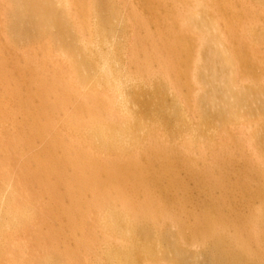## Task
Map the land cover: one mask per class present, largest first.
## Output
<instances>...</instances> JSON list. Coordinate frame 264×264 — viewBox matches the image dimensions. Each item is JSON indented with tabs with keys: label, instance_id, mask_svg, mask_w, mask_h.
<instances>
[{
	"label": "rangeland",
	"instance_id": "374dc122",
	"mask_svg": "<svg viewBox=\"0 0 264 264\" xmlns=\"http://www.w3.org/2000/svg\"><path fill=\"white\" fill-rule=\"evenodd\" d=\"M6 1L7 0H0V202H2V209L0 211L3 213V209L5 208L4 204L6 201L4 198L7 199L6 196H8L10 190L13 189L15 191L16 197L15 201L12 202L16 204L17 202L21 203L14 206L30 208L29 205H35L37 209L35 207L33 208L37 212V215L31 224H28L27 226H20L15 233L8 231L6 234H4L3 252L2 258L0 259V264H46L49 257H52V262H54V264H112L111 261H107L102 258L103 250L106 247L105 243H109L112 246H121L129 243V241L127 242L124 240L119 233H112L103 229L102 224L104 222V214L102 213H104L108 200L112 201V199L116 197L114 198L115 201H113L116 203L121 195L124 196V193L120 192L119 194V192L115 190L117 189L121 191L123 184H115V187L110 189L111 183L108 184L107 180L105 179L107 183H104L102 188L108 184V187L105 188L107 190L106 191L105 189H101V185L99 186L100 188H98L97 185H99V183H95L97 188H93L89 185L91 183L94 184L95 181H88L85 183L86 179L92 180L93 178L96 180L93 177V171V176L91 175L92 168L90 167L91 170L89 169V165L86 164V161L90 162L91 159L95 161L97 159L110 160L112 158H114L113 162L117 161L115 157L116 155L113 154L112 158H109L108 156L110 154H107L102 149L95 147L93 140H91L90 136L87 135V129L92 119L99 116L100 114H103L104 111V115H102L104 118L101 117V119L100 115L97 117V119L100 118L101 120H105L108 118L113 121L117 120L118 122L124 120L128 113H132L134 111L130 110V112L126 113L122 109L119 110V106L116 102L117 97L120 95L119 90L116 87H113L111 84V86H109V83L107 84L101 80L100 76H96L93 79L88 80L85 83L87 85L83 86L81 83L75 82L76 77L74 76H76V71L72 66L73 64L71 63L70 58L66 56L63 51H61V48L55 46L51 42L48 43L49 40L47 38L34 41V43L31 42L32 44L26 43V46L24 45L25 43H23L24 46H19L20 43L16 44V42H13L11 38L9 39L10 35H8L6 30V15L8 11V1L7 3ZM72 1H74L72 2L73 19L74 17L76 19L72 23L77 24H74V27L76 26V28H78V33L74 31V35L79 34L81 37L79 38L78 36L79 43L77 45L80 47L81 45L79 44L82 43L81 40L84 42L96 41L92 34L95 18H93V14L88 11L90 6L88 4L89 0H86L87 5H85V17L80 16V13H78L77 7L79 5L76 4V0ZM213 1H216V9L211 12L213 14L212 17L217 20H215V22H217L221 27V33L224 34V37L227 38L226 36H228L225 42H229L227 43L229 50L233 49L230 51L233 53L237 52L238 57L242 56L245 58H251L253 60L252 64L254 63V66H252L250 69H242V64L240 62L238 63L237 69L239 67L241 68L237 71L239 73H235L234 83H239L235 85L240 88L245 87L247 84H249V82H253V84L257 86L264 87V37L260 38L264 32V3L260 2L259 0H228L227 2L234 8L230 11V9L221 8V5L225 4L226 2L222 3V0ZM196 2L197 0H110L108 2V6L110 8L114 7V9L117 10V14L111 18V21L117 25L115 31H117L116 36L118 41L122 43L123 65L128 67H126V72L129 71L130 67L131 73L136 74L134 73L137 71L135 62L138 60V65L141 66L142 64L140 71L144 76L143 80H150L148 77L151 75V71L149 70H152L153 74L157 73L158 75L165 71L168 72V74L165 72L162 74H166L169 79L168 81L171 80L172 82H170L175 84L174 87L176 86V92H174V95L171 93L167 94V96L164 98L165 100L161 99L162 96L160 93L162 92L158 91L155 93V91H153L154 89H149L148 86L144 91L145 94L147 93L146 95L144 94L146 105L144 103V105L142 103L141 105L137 103L138 105L136 104L137 106L135 107L134 104H132L133 109L139 112V119L141 117L143 118H141V122L145 123V125L148 127L150 126L149 131L154 130L152 134L145 133L142 144L147 146L148 144L158 143L162 146V148H166L165 151L168 157H174L175 159L178 158L177 156H179L182 159H185V161L190 165L193 164L194 166L191 165L193 166L192 168H198L196 171H194L195 169L191 170V168L189 170H185V168L179 167L180 165L178 164L179 168H177L176 175L177 178L181 179V181L178 179L179 184L177 188L167 189L164 184L165 181L162 180L158 181L156 183L157 185L152 183L153 189L148 191L154 192V194H156V196H154V202L156 204L154 205L153 209H155V207L157 209V211L152 210V213L155 214L153 219L156 222V216L158 218L160 214V211L158 210L167 204V206H169L168 211L166 212L167 218H174L175 215L178 216L181 213V218H186L183 220L184 222L191 220L192 218L193 219L191 220V223L196 222L198 221V217L196 216L200 215V212L205 213L207 209L208 211L211 209L208 204H210V198L215 197L214 199L222 201L216 206L215 213L213 211L214 209H211L212 214L214 213L213 216L215 215V218L217 219L218 217H223L227 222L230 223L233 221L234 223H239L238 226L236 225L237 230L239 229L240 232L243 230L241 232L243 233L241 236H245L241 238H244V241L246 239L249 240V237L253 238L252 242L250 241V246L249 244L245 246L246 252H249L248 249H250V251H254L256 262L264 264V252L262 253L263 255L260 253L261 251H264V238H261L263 237L264 229L262 227V223L259 222L260 218L258 219L257 217L259 216L262 202L258 198H254L252 196V193L255 192L258 187L263 189L262 184L264 185V180L261 181L264 179V140H260L258 138V131H264V110L261 108L259 103L253 102L256 106H253L252 109L249 108V105H244V107L237 106L235 109L231 110V114L228 116L229 118L224 120L219 118L220 115H215L216 113L213 108H210V106L202 107L201 103L198 101L199 99L197 100L199 94L198 90L200 87H198L199 82L197 78L194 77L193 65L195 64L197 52L200 48V39L202 38L201 36L203 35V30H200V28H198L196 25L191 23L190 25L187 22L190 9H194L193 6ZM194 7H197V4ZM201 7L205 9L204 6ZM233 11H235V13ZM183 22L186 23L182 25ZM232 35L235 38L231 37ZM174 37L175 39L179 38V43H182V47H190L189 54H191V57L189 58L190 63L188 69L190 76L187 78L186 76L180 78L178 76L179 73H176L179 70L178 56H173V53L169 50L171 44L175 41ZM43 40L44 42H42ZM27 44L30 46H27ZM152 53L154 54V59L152 58ZM149 54L152 55L150 56ZM174 58H177V60ZM150 62L152 67L149 66ZM175 64H177V66ZM170 65H172V67ZM147 66H149V69H147L148 71L146 70ZM142 69L145 71L143 72ZM160 70L162 72H159ZM137 73H139V70ZM192 76L194 77V80L190 81L192 80ZM177 79L179 81H177ZM62 82L63 85L66 84L65 86L68 88L64 86L65 90L67 91L63 90L64 92L60 93L58 90H60V85ZM195 82H197V84H195ZM96 83L97 86H93ZM81 86L83 87L82 89ZM56 87L58 88L56 89ZM52 88H55V91ZM62 88L63 86H61V90ZM92 89H94V91H92ZM90 90L93 93L95 92L98 96H100V98L102 97L103 101L107 98L106 101L108 102L104 101L105 106L108 104L106 107L107 109L105 108L104 110V108L100 106L98 102H96L97 106L100 107H98L97 111L94 112L97 106L94 107L96 104H92L94 96L90 95L93 94ZM148 90L153 91L157 96H153V92L150 91L151 93H149ZM56 92L58 94L60 93V96H62V94L65 95V93L67 94L65 99L62 98V101H64H61V105H64L63 107H60L61 105L59 106V100L61 97L58 98L59 95ZM195 94H197V96H195ZM42 97L43 101H40ZM150 97L154 99H151ZM263 97L264 96H262V98ZM172 98L178 100L179 103H177L182 110L184 118H181L180 115L177 118H170L168 115L169 108L173 103ZM86 100L89 102L91 101L90 104L92 105V107H90L88 104L89 102H86L85 105L88 104V107L85 105L83 106L84 109L85 107L89 110L91 109L90 111L87 109L84 110V112L86 110L89 111L87 112L88 115L83 111L81 113H84V115H79V112L78 115H76V110L74 107L77 106L76 104H80L81 101L84 102ZM151 100L153 101V104ZM55 101L59 102L56 103ZM217 102L222 103L220 100H217ZM40 105H42L41 110H39ZM49 106H51L52 109ZM34 107L39 110H37L38 112H42V115L40 116L41 119L38 117L39 113L38 115L36 114L37 112L35 111L36 109ZM72 107L74 108L73 110H75V115L72 113ZM93 109L94 111H92ZM91 111L93 114L89 115L92 113ZM110 111H113V114L108 115L107 113ZM121 111H123V113ZM121 113L126 115L123 116ZM34 114L36 116H34ZM228 114L229 112L227 115ZM35 118L39 119L37 121H41L43 125L45 123V126H43L40 124V122H38V131L36 130L37 122H34ZM31 121L35 123L36 126H33ZM78 123L80 124L78 125ZM40 125L44 128L41 129ZM40 129L42 130L41 132ZM36 132H40V134H36ZM29 136L32 137L30 138ZM46 143H48V145ZM51 143L54 145L55 149L52 148L53 145ZM49 150L51 152H49ZM180 151L181 153H179ZM134 152L135 153H130V156L138 155V153H136L137 151ZM76 153L80 154V157L75 158ZM87 153L91 155L88 156ZM51 154L53 156H51ZM85 154L87 155V158H85ZM48 157V160H50L49 162H47ZM81 157H84L85 160H83L84 158L82 159ZM134 157H137V159L139 158V156ZM80 158L83 160V162L80 161ZM127 158H131L129 157V154L128 157L125 156V162L128 160ZM75 159L78 162H76ZM119 162L122 163L123 159L119 160ZM119 162L117 161L116 164ZM45 163H49L50 168H46L48 164L45 166ZM82 163H85L86 165L82 167ZM75 164L78 165V167ZM106 166L110 165L106 164ZM80 167L83 169L87 168L88 170H81ZM106 168L108 169V167ZM150 170L152 171V174H159V176L163 175V171H159L158 173L159 168H150ZM199 170L204 171L205 176L209 178L210 182L207 178L206 180L208 183L203 184L202 181H197L196 177H192L191 174L193 172L199 173ZM85 171L88 173L85 174ZM75 173H77L79 176H77ZM80 175L82 176L80 177ZM95 175L97 174L95 173ZM72 176H75L78 180ZM79 177L83 180L81 179L80 181ZM195 179L196 182H194ZM87 186L88 188H86ZM48 188L50 190H48ZM1 190H6L5 192H9L6 194ZM122 190L124 191L123 188ZM173 190L176 194H174ZM113 191L115 192L113 193ZM131 191L132 190H125V195H128H126L124 198H122V196V199H120L116 205L121 206L120 204H125V202L131 198V195H129L133 193ZM3 193L5 194L2 195ZM115 193L117 196H113ZM110 195L112 196L111 199L109 198ZM159 195L160 197L158 200L157 196ZM188 195L189 198L187 197ZM132 198L138 202L140 200L142 201L143 192L141 190L136 192ZM161 198L164 201L162 204ZM22 202L25 204H22ZM259 204L260 207L258 206ZM207 205L209 208H207ZM134 206L132 208H134ZM64 208L68 209V211ZM130 209L131 208H129V210ZM58 210L62 213L59 214ZM69 210L71 212H69ZM175 210H178V212ZM134 212L137 214L138 211L133 209L130 212L131 215ZM135 213L134 215H136ZM249 215H251V218ZM142 217L145 218L143 214ZM159 218L158 220L160 227L157 225L158 228H162L165 222L171 223V221L168 222V220L162 216L160 219ZM253 221L256 223V227L252 228L251 226L255 225ZM259 223L260 226H258ZM254 228H256L255 231H253ZM260 229L263 230L261 231ZM231 230L233 229L231 228ZM247 230L249 231L248 233ZM172 231L175 235H177L178 228L173 227ZM250 232L253 234L247 236ZM256 232L259 234H256ZM190 233V231L184 230L181 232L183 239L179 235L178 237L181 239L179 240L181 245L184 244L182 245L184 248H188V250L192 251V253L189 251L191 254H189V256H191L189 260H194L197 256L199 258L198 251L200 248L204 247L203 238L205 235L203 234V231L201 234H198V238H194V236L191 238ZM254 233L256 236H260H258V239L256 240H254L256 237ZM184 234L186 235L184 236ZM83 239H86V241H83ZM145 243L146 242L142 240L140 245L144 246V248L149 247L152 251L155 249L152 243ZM259 244L262 246L260 252H258L259 248H256L259 247ZM157 261H148V259L143 258L141 264L169 263L167 260Z\"/></svg>",
	"mask_w": 264,
	"mask_h": 264
},
{
	"label": "bare ground",
	"instance_id": "6f19581e",
	"mask_svg": "<svg viewBox=\"0 0 264 264\" xmlns=\"http://www.w3.org/2000/svg\"><path fill=\"white\" fill-rule=\"evenodd\" d=\"M7 1H8V5H7L8 11H7V15L5 12V15L7 17L6 18L7 19L6 20V30L8 32V35H10L9 39L11 38L13 40V42H16V44L17 43L22 44V45L19 44V46H24V45L26 46V43H31V42L34 43V41L41 40L43 38H47L49 40L48 43L51 42L55 46L61 48V51H63V53L70 58L71 63L73 64L72 66L75 68L74 70L76 71V73H75L76 76H74V77H76L75 82L81 83L83 86V85H87L85 83L88 80L93 79L96 76L97 77L100 76V79L103 80L107 84L109 83L108 84L109 86L112 85L113 87H116L119 90L120 95H119V97H117V101L115 99V101L117 102V105L119 106V110L122 109L126 113L130 112V110L135 112V114H134V112H132V113H128V115H126V114H122L123 111H121L122 112L121 114L123 116L124 115H126V116H125L124 120H122L121 122H118L117 120L113 121V120L108 119V118L105 120L104 119L101 120L102 118H104L102 116V115H104V112H105L104 111L103 114L99 113L101 115V116L99 115L100 118L102 117L101 119L100 118L97 119V117H99V116H97V117H95L96 119L95 118L92 119L90 124L88 123L89 125H88V129H87V132H88L87 135H89L91 140H93L95 147H98L99 149H102L107 154H110L111 156L107 155L109 158L110 157L112 158L113 154L116 155L115 157H116V160L118 162H119V160H122V159H123V162H125L124 161L125 156L128 157V154H129V157H131V158H127L128 160L125 163L119 162L117 164H116L117 161L113 162L114 158H112L110 160H105V159L99 160V159H97L95 161V160L91 159L90 162L86 161L87 162L86 164L89 165V169H90V167L92 168V170L90 169L91 175L94 173V176L93 175L92 176L96 179V180H94L92 178L93 181L86 179L85 183H87L88 181H90V182L95 181L94 184L93 183L89 184L91 187L97 188V186H98V188L101 187V189L104 190L105 188L108 187L107 185L110 183H111L110 189L112 187H115V184H118V185L123 184L122 188L124 189V191L125 190H132L131 192H133L132 194H129V195H131L130 199L127 200V198H126L127 202H125V204L122 205L119 203L121 206H118V205H116V203L120 199H122L126 195H128V194L125 195V192L122 190L121 187H119V188H121V191H119L117 189H115V190L118 191L119 194H120V192L124 193V196L121 195L119 200L117 199L118 201H116V203L113 202V201H115L114 198H116V197H114L112 199V201L110 200L111 202L109 200H108V203L106 202L107 205L105 206L104 213H102V214H104V222L102 224L103 229L105 231H108V232L119 233L123 237V239L126 240L127 242L129 241V243H127L125 245H121V246H112L109 243H105L106 247L103 250L102 258H104V260L111 261L112 264H141L143 258L148 259V261L149 260L150 261H157V260L166 261L167 260L169 262L168 264H189V263L190 264H262V263L256 262L254 251H250V249H248L249 252H246L245 246H247L248 244L250 246L253 238L249 237V240L246 239L245 241L243 240L244 238L243 239L241 238V237H245V236H241L243 234V233H241L243 230H241V232L239 229L237 230L236 225L238 226L239 223H234V221L230 223V222H227L226 219L223 217H218V219H217V218H215V215L213 216V214L216 211L215 210L216 206L219 205L222 201V200L219 201L217 199H214L215 197L210 198L211 201H210V204H208L211 209L212 208L214 209V210L212 209L214 211V213L212 214L211 209H209L210 212L208 211V209L205 211V213L200 212V215L196 216V217H198V221L193 222V223H191V220L193 218L191 220H187L184 222L183 220H185L186 218L185 217H184V219L181 218V213L178 216L175 215L177 217L174 216V218H173V217L169 216L170 218H167L166 212L168 211L169 206H167V204H165V206L161 207V209L158 210V211H160L159 217L161 218V216H162L166 220H168V222L171 221V223L165 222V224H163L162 228H158V226L160 225L159 220H158L159 217L157 218V216H156V222H155V220L153 219L155 214L152 213V210L157 211L156 207H155V209H153L154 205L156 204L154 202V196H156V194H154V192L148 191L150 189H153L152 183L156 184L158 181L162 180V181H165L164 184H165V187L167 189L177 188L179 181H181V179L177 178V175H176L177 168L183 167V168H185V170L186 169L189 170L190 168L192 170L195 168H192L194 166L193 164H191V165H193V166H191L188 162L185 161V159H182L179 156H177L178 158H175V159H174V157H168V155L165 151L166 148H162V146L159 145L158 143L148 144L147 146L142 144V142H143L142 140L145 137V133L152 134L154 130L149 131L150 126L148 127L145 125V123L141 122L142 117L139 119V117H138L139 112L135 111L133 109L132 104H134L135 107L138 104L141 105V103L145 104V100H144V94L145 93H144V91H145V89H147L146 87H148V86H149L148 87L149 89L150 88L154 89L153 91H155V93L158 91L162 92V93H160L162 96L161 99H164L167 96V94H170V93L172 95H174V92H176V90H175L176 86L174 87L175 84L171 83L172 82L171 80H170L171 82L168 81L169 79L166 76V74H168V72L164 71L166 74L163 75L162 73H164V72H162L161 70L159 72H162V73H160L159 75L157 73L153 74L152 73L153 71L149 70V71H151V73L149 72L151 75L148 77L150 80L149 81L143 80L144 76H143L142 72L140 71L142 68L141 67L142 64H141V66L138 65L139 62L136 58L135 59L137 61L135 62V65L137 66L136 67L137 71L134 72L136 74L131 73L130 67H129V71L126 72L127 66L123 65V58H122V50H123L122 43L118 41V38L116 36L117 31H115L117 25H115L111 21V18L117 14V10H115L114 7L110 8L108 6V2L110 0H89L88 1V4L90 5L88 8V11L91 14H93V18H95V21H96V23L94 21V25H93L94 28L92 29L93 30L92 34H93V37L96 41L84 42L83 40H81L82 43L79 44V45H81L80 47L77 46L79 43V41H78L79 34L74 35V31L77 32L78 28H76V26L74 27L75 23H72L74 20H76L75 17L73 19V9H72L73 3L72 2H74V1H72V0H7ZM7 1H6V3H7ZM153 1H156V0H153ZM227 1L228 0H222L221 1L222 3L226 2L225 4L221 5V8L222 9H230V11H231V9H234V8ZM259 1L264 3V0H259ZM86 3H87L86 0H76V4L79 5L77 8H78V13H80V16H83V17L86 16V8H85V5H87ZM196 4H197L198 8L194 7ZM215 4H216V1L214 2L213 0H197V2L193 6L194 9H192V8L190 9V13L188 14L189 17L187 19V22L189 24L190 23L194 24L198 28H200V30H203V35L201 36L202 38L200 39L201 40L200 48L198 49L197 58L195 59L196 61H195V64L193 65L194 77L197 78V80L199 82L198 87H200V89L198 90L199 94H198L197 100L199 99L198 101H199V103H201L202 107L210 106V108H213V110L216 113L215 115H220L219 118L224 119V120L229 118L228 116H230L231 110L235 109L237 106H243L244 107V105L245 106L249 105V108L252 109L253 106H256V105H254L253 102H256V103H259L261 108L264 110V99H263L264 97L262 98V96H264V87L257 86L255 84H253V82L252 83L249 82V84H247L245 87L239 88L238 86H236L239 82H237V84H236V82L234 83L235 73L236 74L239 73L237 71L241 68V67H239L237 69L238 63L240 62L242 64V67H243L242 69H244V68L250 69L252 66H254V63L252 64L253 60L251 58H245L242 56L238 57L237 52L233 53V52H231L233 49H230L231 51L229 50L228 44H227L229 42L228 41L225 42V40L228 38V36H226L227 38L224 37V34L221 33L222 32L220 29L221 27L218 25L217 22H215L216 19H214V17H212L213 14L211 12L214 9H216ZM201 6H204L205 9ZM199 7H200V9H199ZM233 12L235 13V11H233ZM185 23L183 22L182 25ZM75 25H77V24H75ZM122 28H123V26H122ZM231 37H233V35ZM262 37H264V32L260 38H262ZM79 38H81V37L79 36ZM233 38H235V37H233ZM236 39H238V38H236ZM44 40L42 42H44ZM174 40L175 41H174V43L171 44L169 50L173 53L172 54L173 56L174 55H175V57H176V55L178 56L177 58L179 61V66H178L179 70H178V72H176V71L175 72L179 73V75L178 74H176V75H178L180 78H183L185 76L187 78L190 76V73L188 70L189 69V63H190L189 58L191 57L190 56L191 54H189V51H190L189 48L190 47H182V43L181 42L179 43V38L175 39V37H174ZM45 41H47V40H45ZM165 41H166V39H165ZM242 41H244V40H242ZM23 43H25V44L23 45ZM28 45L29 44H27V46ZM45 46H47V45H45ZM241 49H242V47H241ZM152 54H149V55L151 56ZM239 54H240V52H239ZM153 56H154V54L152 55V58H153ZM177 58H174V59L177 60ZM132 64H134V63H132ZM177 64H175V65L177 66ZM172 65H170V66L172 67ZM149 66H151V62H150ZM149 66L146 67V70L149 69L148 68ZM60 68H61V66H60ZM143 69H145V68H143ZM143 69H142V71H143ZM163 69H165V68H163ZM138 70H139V73H137ZM165 70H167V69H165ZM172 70H174V69H172ZM92 73H94V74H92ZM90 74H92V75H90ZM43 77H46V76H43ZM152 77H154V78H152ZM194 77L192 76V80H190V81H193ZM238 77H239V75H238ZM42 81H44V80H42ZM177 81H179V80L177 79ZM236 81H237V79H236ZM195 84H197V82H195ZM199 84H200V86H199ZM65 85H63V82H62V84L60 85V90H58V91H60V93L64 92L63 90H65V87H66ZM182 85H183V83H182ZM61 86H63L64 89L62 88V90H61ZM82 86H81V89L83 88ZM93 86L96 87L97 83L94 84ZM43 87H44V85H43ZM48 88H50V87H48ZM57 88L58 87H56V89ZM66 88H68V87H66ZM72 89H74V88H72ZM79 89H80V87H79ZM53 90L55 91V88ZM87 90H89V89H87ZM65 91H67V90H65ZM92 91H94V89H92ZM148 91H149V93L153 92L151 90H148ZM177 91H179V90H177ZM60 93L59 94L57 93L59 95L58 98L61 97V99L59 100L60 102L58 101L60 103L59 106L61 105L62 98L65 99L67 96V94L65 93V95L62 94V96L64 95L65 97L64 96L62 97V96H60L61 95ZM85 93H86V91H85ZM93 94H96V93L94 92ZM93 94H90V95L94 96L93 97L94 99L92 101V104L93 103L96 104V105L93 104L94 107L97 106L96 102H98L100 104V106H102L105 110V108L108 106L107 103H106L107 104L106 106L104 104L105 102H108V101H106L107 98L104 99V101H105L104 102L102 100V97L100 98V96H98L97 94L96 95H93ZM154 95L155 94L153 92V96ZM155 96H157V95H155ZM195 96H197V94H195ZM39 97H41V96H39ZM151 97H152V95H151ZM151 99H154V98H151ZM172 99H173V103L171 104V107L169 108L168 115L170 116V118L171 117L177 118L179 115L181 118H184L182 110L180 109V106L178 105V103H179L178 100L177 99L175 100L174 98H172ZM41 100L43 101V97L40 99V101ZM133 100L135 101V103ZM217 100H220V102L222 101V103H218L219 101L217 102ZM55 102L58 103L57 101H55ZM68 102H66V103H68ZM82 102L83 101H81L80 104L75 103L77 106H75V107L73 106V107L75 108L76 111L73 110L74 108L72 107V110H73L72 113H74V111H75L76 115H78V112L80 115V114H82L81 112L82 111L84 112L85 109L89 110L88 108H86V107H88L87 106L88 104L90 107H92V105L90 104L91 101L89 102L86 100L83 102L84 104ZM86 102L87 103L89 102V103L85 105ZM195 102H196V100H195ZM56 103H55V106H56ZM39 104H41V103H39ZM152 104H153V101H152ZM84 105L86 106L85 109L83 108ZM41 106L42 105H40L39 110H41V108H42ZM51 106H53V105H51ZM51 106H49V107H51ZM57 106H58V104H57ZM63 106L64 105L62 104L60 107H63ZM100 106H97L96 110L94 111V109H93L92 111L96 112L98 107H100ZM38 107H39V105H38ZM110 107H111V105H110ZM115 108H116V106H115ZM181 108H182V106H181ZM35 109H36L35 111L37 112L36 114L38 115V113H39L38 117H39V119H41L40 116L42 115V112H38L39 110L37 108H35ZM43 109H45V108H43ZM43 109H42V111H43ZM51 109H52V107H51ZM87 110L84 112L85 114H87V112H89L91 109L89 111H87ZM209 111H210V109H209ZM246 111H247V109H246ZM255 111H256V109H255ZM112 112L113 111H110L107 114L108 115L113 114ZM228 112H229V114L227 115ZM250 112H252V111H250ZM75 113H74V115H75ZM84 113L82 115H84ZM232 113H233V111H232ZM91 114H93V112L90 113L89 115H91ZM34 116H36V115L34 114ZM46 116H47V113H46ZM38 117H36V118H38ZM36 118H35L34 122L35 123L37 122L36 130L38 131V128H39L38 122H40L41 125H43V123H41V121H37L39 119H36ZM218 119H216V120H218ZM79 120H82V119H79ZM181 120H183V119H181ZM144 122H145V120H144ZM35 123L32 122L33 126H36ZM79 124L80 123H78V125ZM41 125H40L41 129L44 128ZM43 126H45V123ZM41 129H40V132L42 131ZM40 132L39 133L36 132V134H40ZM81 138H82V136H81ZM258 138L260 140H264V131L263 130L261 132L258 131ZM69 143H71V142H69ZM46 144L48 145V143H46ZM0 148H1V146H0ZM45 148H47V147H45ZM52 148H54V145L52 146ZM76 151H78V150H76ZM134 151H137L136 153H138V155H134V156H139L138 159H137V157L135 158L132 154L131 155L133 157L130 156V153H132V152L135 153ZM49 152H51V151L49 150ZM91 153H93V152H91ZM179 153H181V151ZM87 155L89 156L91 154L87 153ZM87 155H86V157L85 156L84 157L87 158ZM51 156H53V155L51 154ZM76 157H80V154L76 153L75 158ZM84 157H81V158L83 159ZM33 158H35V157H33ZM81 158H80V161L83 162V160H85V158L83 160H81ZM118 158H120V159H118ZM48 159H49V157L47 158V160ZM49 161L50 160H48L47 162H49ZM76 162H78V161L76 160ZM81 162H79V163H81ZM46 164H48V166L46 168H50L49 163H45V166H46ZM82 164H81L82 167L84 165H86L85 163H82ZM106 164H108L110 166H106ZM76 166L78 167V165H76ZM106 167H108V169ZM150 168L151 169L159 168L158 173H159V171H163V173H162L163 175L159 176V174L158 175H155V173L152 174L151 173L152 171L150 170ZM80 169L82 170L83 168L80 167ZM197 169L198 168H196L194 171H196ZM83 170H88V169L86 168ZM90 170H89V177H90ZM92 171H93V173H92ZM87 173L88 172L85 171V174H87ZM95 173L97 175H95ZM75 174L77 176H79L77 173H75ZM188 174H189V172H188ZM257 174H260V173H257ZM191 175L193 178L196 177L197 181H202L203 184L208 183L206 180L208 177L205 176L203 170H199V173L193 172ZM75 176L74 177L72 176V177L75 178L76 180H78ZM81 176L82 175H80V177ZM80 177H79V180L81 181L82 178H80ZM105 179L107 180L108 184L105 185L104 188H102V186H104V183H107ZM178 179H179V181H178ZM263 180L264 179H262L261 181H263ZM80 181H79V183H80ZM100 181H102L103 184ZM208 181L210 182L209 178H208ZM194 182H196V179ZM43 183H45V182H43ZM73 183H75V182H73ZM95 183L96 184L99 183V185L95 186ZM158 184H160V183H158ZM161 184H162V182H161ZM204 187H205V185H204ZM262 187H263V189L258 187L255 190V192L252 193V196L254 198H258L262 202L261 207H260V204L258 205L261 209H260L259 216H257L258 219L260 218V221L259 220H257V221L262 223V225H263L262 227L264 229V185L263 184H262ZM86 188H88V186ZM48 190H50V189L48 188ZM140 190L143 192V200L142 201L140 200L139 202L133 200L132 197L135 195L136 192H139ZM174 190H173V192H174V194H176L175 193L176 190L175 191ZM1 191H4V190H1ZM97 191H98V189H97ZM7 192H9V191H7ZM7 192H5V193L7 194ZM114 192L115 191H113V193ZM160 192H161V190H160ZM5 193H3L2 195H4ZM111 193H112V191H111ZM207 193L209 194L208 191H207ZM115 195L117 196L116 193L113 196H115ZM204 196H205V194H204ZM0 197H1V195H0ZM6 197H7V199L4 198L6 201L4 204L5 208L3 209V213H2V211H0V259L2 258V252H3L4 234H6L8 231H10L11 233H15L20 226H27L28 224H31L35 220L36 215H37V212L33 208V207L36 208L35 205H33V206L29 205L30 208H26V207L23 208L22 206L21 207L20 206H14V205L21 204V203L17 202V200H16L17 204L12 202V201H15V197H16L15 191L13 189L10 190V192L8 193V196H6ZM111 197L112 196L110 195L109 198L111 199ZM157 197H158L157 199L159 200L160 195ZM187 197L189 198V195ZM210 197H211V195H210ZM24 198H26V197H24ZM57 198H59V197H57ZM157 199H155V200H157ZM184 200H186V199H184ZM187 201H186V203H187ZM23 202H22V204H25ZM137 202H138V204H137ZM163 202L164 201L161 198V204ZM184 202H182V203H184ZM224 204H225V202H224ZM176 205H177V203H176ZM208 205H207V208H209ZM133 206H134V208H132ZM182 206H181V208H182ZM191 206H192V204H191ZM1 207H2V202H0V210L2 209ZM129 208H131V209L129 210ZM49 209H51V208H49ZM133 209H135V211H138L137 214L134 212L136 215H134V213H132V215H131L130 212ZM62 210H63V208H62ZM65 210L68 211V209H65ZM71 210H73V209H71ZM220 210H221V208H220ZM228 210H229V208H228ZM175 211L178 212V210H175ZM69 212H71V211L69 210ZM183 212H184V210H183ZM187 212H185V213H187ZM193 212H194V210H193ZM58 213L61 214L62 212H60L58 210ZM63 214H65V213H63ZM142 214L145 216V218L142 217ZM168 215H169V213H168ZM189 215H191V214H189ZM251 215H249L250 218H251ZM255 215H256V213H255ZM222 216H223V213H222ZM216 217H217V215H216ZM226 217H227V215H226ZM250 218H248V219H250ZM160 221H162V220H160ZM180 221H182V222H180ZM230 221H231V219H230ZM254 224L255 225L251 226L252 228L256 227L255 222H254ZM258 226H260V223ZM173 227L178 228L177 235H175L173 233V231H172ZM231 228L233 230H231ZM160 229H162V230H160ZM255 229L256 228H254V230L253 229L252 230L255 231ZM263 229H260V230L262 231ZM184 230H188L191 232L190 233L191 238H192V236H194V238H198V234H201V232L204 231V233H203L205 235V237L203 238L204 239V241H203L204 247L200 248L198 251L199 252V254H198L199 258L197 256L194 260H189V258L191 257V256H189V254L192 253V251L188 250V248H184L182 246L184 244L181 245V243L179 241L181 239L178 237V235L181 236V238L183 237V235H181V232H183ZM248 232L249 231L247 230V233ZM258 232H256V234ZM250 234H253V233L250 232L249 235H247V236H250ZM109 235H108V237H109ZM185 235L186 234H184V236ZM254 235H255V233H254ZM258 236H256L254 240L258 239L257 238ZM194 238H193V240H194ZM261 238H264V232H263V237H261ZM140 240L141 241L144 240L147 244L152 243L154 245L155 249L152 251L151 248H149V247L144 248V246L140 245V242H141ZM186 240H187V238H186ZM241 240H243V241H241ZM83 241H86V239H83ZM194 242H195V240H194ZM54 244H56V243H54ZM263 246H264V242H263ZM261 247L262 246H260V244H259V247H256V248H259L258 252H260ZM247 248H249V247H247ZM256 248H254V249H256ZM149 250H151V251H149ZM189 251H190V253H189ZM9 252H10V250H9ZM245 252L247 253V255ZM263 252L264 251H261L260 253L262 254ZM70 259H72V258H70ZM5 260H6V258H5ZM263 260H264V258H263ZM157 263H158V261H157ZM46 264H54V262H52V257L48 258Z\"/></svg>",
	"mask_w": 264,
	"mask_h": 264
}]
</instances>
